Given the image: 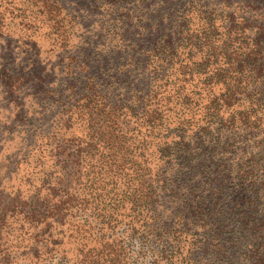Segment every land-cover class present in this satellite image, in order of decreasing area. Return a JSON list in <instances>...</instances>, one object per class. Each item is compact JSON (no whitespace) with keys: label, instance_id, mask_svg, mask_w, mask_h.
<instances>
[{"label":"trees","instance_id":"trees-1","mask_svg":"<svg viewBox=\"0 0 264 264\" xmlns=\"http://www.w3.org/2000/svg\"><path fill=\"white\" fill-rule=\"evenodd\" d=\"M67 1L0 0V39L18 11L27 37L45 32L48 50L31 51L57 59L0 76L8 94L29 82L40 123L0 147V264L59 244L82 264H124L118 239L83 249L95 230L74 221L83 210L105 229L128 220L170 264H264V0H132L137 80L113 71L115 19L86 35ZM96 1L105 22L120 8Z\"/></svg>","mask_w":264,"mask_h":264},{"label":"rangeland","instance_id":"rangeland-1","mask_svg":"<svg viewBox=\"0 0 264 264\" xmlns=\"http://www.w3.org/2000/svg\"><path fill=\"white\" fill-rule=\"evenodd\" d=\"M67 4L69 8L72 7V14L75 15L77 21L81 22L86 35H93V33L95 35L101 30V25H103V23L105 24V26H109V24L115 21L113 34L110 37V41L108 40L110 42V45L113 46L115 50L114 56H116L117 60L119 61L116 67H114L113 71L115 73H118L119 75L125 74L127 73V71H129L130 74L128 77H133L134 79L145 74L144 71L135 69V66L132 64L134 58L130 59L133 53H136L137 55L140 52H137L135 50V43L133 51L131 50L132 39H134L135 36L128 31L124 34V29L127 28L126 22H124V18L126 16L130 17V15H132V12L135 13L133 11L132 0H117L116 7L120 8L115 11V14L107 17L109 18L108 22H105L106 18L104 17L106 7H99L96 0H68ZM19 14L21 13H19L18 11H14L13 15H9V17L5 16L7 19L5 22L6 30L4 29L3 37L0 39V76L4 77L6 82H8V78H5V76L8 75L11 76L17 74L16 76H14L15 78L20 75L26 76L31 74L35 69L34 62H37L38 60L43 61L44 63L47 62L51 67L52 63L53 65H55L57 60L54 58V52L47 53L39 50V53L36 55L34 53L36 51V48L31 51V48H33V46L35 45V41H38V43L42 45V49H45V51L48 50L49 46L47 44V41L44 40L43 42L42 39L37 38L39 35L41 36L45 32H43L42 30H38V34L27 37L26 32L22 28L24 26V23L27 22L29 18H22ZM29 15L32 16L31 14H28L27 16ZM112 20L114 21L112 22ZM134 22H136V20ZM118 31H121L122 33L118 34ZM6 33L8 36L6 35ZM33 53L35 55H33ZM2 79L3 78H0V147L3 145V143L7 144L8 148L6 149L10 154L11 150L14 149V144L16 143V141L27 135L28 132H26L25 126L29 127L30 123L36 125L40 123L38 120L32 119L30 114H27L28 110L31 111L32 109V107H30V104L34 105L33 98L31 97L32 90L29 87V82L21 86L19 79H17L18 87L12 94H8L9 91L4 90L6 89V86H2L1 84ZM26 79L27 77L24 78V81ZM119 92L121 93V95L118 97L122 99L124 97L129 98V95L131 96L132 91L127 88V81L121 83ZM17 97L24 99V102L22 103L21 100ZM41 114H44V111H42ZM39 120L43 122V119ZM52 121H55V118H52ZM41 125L43 127V123H41ZM75 214L76 216L75 218H73L74 221L80 222V220H83L88 224H91L92 227H95V230L92 231V234L90 236L86 238H79L85 243V245H82L84 246L83 249H91V246L95 245V238L104 236L106 240L118 239L120 241V244L124 249V264L156 263V257L148 255V248L146 250L141 249L144 247H141V244L137 242V239H131L128 237V228L130 227L128 220L121 221L118 224V227L116 226V228L112 230L102 228L101 222H98L100 219H98L90 211L83 210L76 212ZM153 241L154 238L149 239L150 244H152ZM63 245L64 246L59 244V248L54 250L52 252V255H42L46 257H40L38 261L34 259L32 262H21L20 264H82L81 255H79L78 257H73L70 253L66 252L68 251L66 245ZM19 255L21 257H24L20 253ZM157 261L158 263L156 264H170L167 263L164 259H159Z\"/></svg>","mask_w":264,"mask_h":264}]
</instances>
